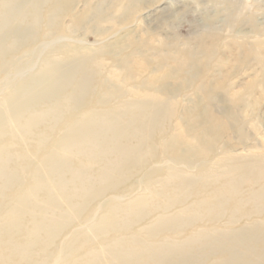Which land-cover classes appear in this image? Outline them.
Listing matches in <instances>:
<instances>
[{"label":"bare ground","instance_id":"6f19581e","mask_svg":"<svg viewBox=\"0 0 264 264\" xmlns=\"http://www.w3.org/2000/svg\"><path fill=\"white\" fill-rule=\"evenodd\" d=\"M35 1L13 0L6 2L0 10V72L8 68L3 64V58L9 52L6 49L8 41L27 36L25 32L18 35L11 31L10 25L23 21L27 15L34 22L37 14ZM53 22L51 20L50 24ZM1 28L6 29L4 33ZM31 60L29 58L17 68L25 67ZM60 63L47 60L40 70L29 74L24 82L11 89L5 106H0V133L11 123L15 130H20L14 131L17 138L12 142L15 145H0V173L5 174L0 194V264H55L57 259H61L59 264H264V218L253 219L236 230H220L213 225L206 231L198 229L185 234L187 228L200 218L214 223L226 216L229 224H234L243 218L250 219L252 215H262L264 204L260 202L264 190L256 191L254 186L260 173H264V155L258 159L255 169L235 173L236 168H229L223 182L217 184L203 179L200 187L181 181L171 188L156 189L152 172L160 170L161 166L154 165L152 171L148 170L144 176L133 180L129 188L131 191L138 181L144 185L146 195L135 196L125 204L118 203L116 196L105 198L100 205L102 212L96 215L91 204L108 190L132 180L133 172L142 169L144 156L140 144L150 142L152 131L165 113L174 115L176 103L163 93L131 89L138 100L137 107L128 105L105 111V119L120 114L123 120L114 126L98 127L93 118L75 116L78 109L75 108L84 102L92 85L95 86L94 75L87 67L99 62L90 54L83 56L78 63L65 66ZM110 77L117 83L120 81L115 74ZM68 87L72 92L65 103L63 96ZM213 92L211 88L204 92L211 104ZM47 97L53 102L45 109L40 102ZM222 113L229 124H238L231 108L223 109ZM56 117L59 122L36 130ZM199 117L191 112L187 114L188 132H196V140H200L202 134L210 139L207 142L200 140L202 145L196 146L193 140L186 138L185 131H181L177 139L192 148L189 152L195 150L203 158L212 151L224 126L215 121L218 122L215 128L202 124L195 127ZM69 119L72 121L68 123ZM57 129V136L52 138ZM32 135L35 143L28 144L27 136ZM162 150L167 155L166 163L173 166L183 163L187 169L193 164L192 159L176 154L174 147L165 141ZM84 154L94 155L95 162L83 161L75 167L70 164ZM38 155L41 157L35 164ZM106 155L113 158L103 162ZM96 162L106 168L88 173L89 167ZM86 167L88 169H84ZM20 173L25 178L19 176ZM168 180L166 177L165 181ZM191 197L194 198L192 205L180 208L169 218L159 216L157 224L144 230L149 238H156L161 232L168 234L161 241L147 244L138 233L126 235L130 226L149 212L183 205ZM250 202L252 207L246 208ZM84 212L92 219L88 230L98 240V246L91 247L87 243L88 232L84 230L64 239L56 251L49 250L52 242L71 225L72 214L78 216ZM182 234L185 237L178 239ZM84 246L90 247L79 257L77 253ZM37 256L42 258L37 261Z\"/></svg>","mask_w":264,"mask_h":264},{"label":"rangeland","instance_id":"374dc122","mask_svg":"<svg viewBox=\"0 0 264 264\" xmlns=\"http://www.w3.org/2000/svg\"><path fill=\"white\" fill-rule=\"evenodd\" d=\"M58 1L36 0L34 22L27 15L23 21L21 19L10 25L11 31L18 35L25 32L27 36L12 38L6 44L8 46L5 45L9 52L4 56L3 64L8 68L0 72V106H5L11 89L24 82L29 74L40 70L47 60L61 62L65 66L78 63L83 56L90 54L99 62L87 67L88 72L94 75L95 86L92 85L84 102L75 108H78L75 116L93 118L98 127L120 124L123 120L120 114L109 116L108 120L103 117V113L128 105L137 107L138 100L130 92L131 89L163 93L171 96L176 103L175 116L165 113L152 131L150 142L140 144L144 156L142 169L133 172L132 180L119 184L116 189L108 190L95 200L90 208L96 210V215L102 212L100 205L106 201L105 198L108 200L116 196L118 203L125 204L135 196L146 195L144 185L138 184V181L132 192L129 188L133 180L144 176L154 165L161 166L160 170L152 172L156 189L165 186L171 188L181 181L200 187L203 179L218 184L223 182L229 168H236L235 173L255 169L258 159L264 155V0ZM6 2L11 3L13 0H0V10ZM51 20L53 24H50ZM5 30L1 28L2 33ZM29 58L32 60L25 67L17 68ZM112 74L117 75L120 80L118 83L110 77ZM208 88L214 91L212 104L204 93ZM71 92V87L64 91L65 103ZM52 102L53 99L47 97L40 105L48 109ZM227 108L234 111L238 124H229L223 116L222 110ZM190 112L200 116L195 127L202 124L215 128L218 122L224 126L216 141L214 139L212 151L203 158L195 150L189 152L192 148L177 139L181 131H185L186 138L193 140L196 146L202 145L200 140L207 142L210 139L202 134L201 139L196 140V132H188L190 123L186 116ZM59 121V117L50 118L36 130ZM71 121L69 119L67 122ZM58 130L52 138L57 136ZM14 131L20 130H15L13 123L7 125L6 130L0 133V145H15L12 142L17 138ZM19 136L22 137L21 132ZM27 137L28 144L35 143L33 135ZM164 141L174 147L176 154L192 159L193 164L187 169L183 163L175 166L166 163L164 159L167 155L162 150ZM40 157H35V164ZM95 158L92 154H84L74 158L70 164L75 167L83 161L95 162ZM112 158L106 155L103 162ZM98 164H92L88 173L106 168ZM261 173L254 186L256 191L264 190V173ZM4 175L0 173V194ZM19 176L25 178L23 173ZM166 177H169L168 181H165ZM1 198L0 195V201ZM193 200L191 197L183 205L149 212L142 220L133 223L125 232L126 235L138 233L147 244L161 241L168 234L161 232L156 238H149L144 230L157 224L159 216L169 218L180 208L192 205ZM260 203L264 204V197ZM251 205L250 202L245 207ZM74 214L71 216V225L52 242L49 250L56 251L64 239H70L84 230L88 232L87 243L91 247L98 246V240L88 230L92 219L87 212L78 216ZM256 218L263 219L264 213L252 215L250 219L243 218L234 224H229L226 216L214 223L207 218H200L187 228L185 234L198 229L206 231L213 225L220 230H236ZM24 219L28 221L29 218L25 216ZM184 237L182 234L177 238ZM89 247L79 249V257ZM41 258L37 256L36 260ZM60 261L57 259L55 264Z\"/></svg>","mask_w":264,"mask_h":264}]
</instances>
